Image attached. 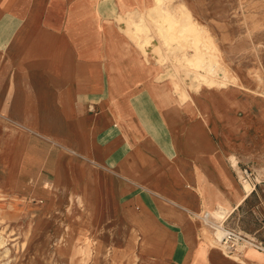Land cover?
<instances>
[{
	"label": "rangeland",
	"instance_id": "1",
	"mask_svg": "<svg viewBox=\"0 0 264 264\" xmlns=\"http://www.w3.org/2000/svg\"><path fill=\"white\" fill-rule=\"evenodd\" d=\"M163 1L161 7L156 5L158 0L149 7L152 27L141 17V26L133 22L140 33L135 28L132 34L143 49L151 48L153 57L158 55L162 64L176 69L174 82L191 86L184 100L193 113L177 143L178 155L185 154L195 177L189 188L181 183L182 174L187 181L190 178L185 173L171 179L153 174L149 179L185 207L156 198L160 213L177 222L187 250L184 247L179 256L165 259L145 255L142 250L156 257L164 254L165 232L157 220L143 209L133 211L131 205L122 211L115 188L103 195L104 175L96 165L87 163L74 180L66 151H60L52 170H38L33 162L42 160L31 155L32 141L24 137L26 130L0 113V264H264L263 251L242 247L229 253L223 243L215 245V227H211L224 222L264 242V0H184L176 11ZM163 8L177 20L188 18L202 29L199 45L207 56L209 72L187 61L196 48L192 32L182 22L175 27L178 40L172 45L165 42L160 31L164 21L159 16ZM173 31L168 28L167 33ZM145 35L149 42H142ZM175 46L180 51L169 56L168 49ZM198 71L200 76H196ZM176 116L175 109L171 118ZM215 117L225 129L220 142L229 145L232 171L207 134L217 125ZM245 169L250 182L245 181ZM117 178L112 174V179ZM56 186L66 188L68 195L83 194L84 206L64 199ZM184 189L192 191L193 199L189 195L180 201L170 192L185 194ZM249 194L245 204L224 220L212 218L216 203L231 207L237 198L245 195V200ZM204 212L210 215L207 225ZM201 226L202 239L198 235Z\"/></svg>",
	"mask_w": 264,
	"mask_h": 264
},
{
	"label": "crops",
	"instance_id": "2",
	"mask_svg": "<svg viewBox=\"0 0 264 264\" xmlns=\"http://www.w3.org/2000/svg\"><path fill=\"white\" fill-rule=\"evenodd\" d=\"M183 1L163 2L176 11ZM155 2L0 0V113L26 130L31 155L42 160L33 162L38 170H52L60 151L69 153L74 180L87 163L98 166L104 175L103 195L115 188L122 211L131 205L157 220L165 232L164 254L142 252L165 259L179 256L187 246L177 222L160 213L158 199L182 204L149 179L153 174L171 179L185 173L190 178L182 174L181 183L190 187L194 167L183 152L178 155L177 141L183 139V126L193 111L184 100L191 86L174 82L176 69L162 64L150 47L143 49L133 37V22L143 18L152 27L148 13ZM174 49H168L169 56L180 51ZM215 122L207 134L232 171L229 145L220 142L226 135L222 120L215 117ZM186 190L170 192L180 201L189 195L193 199Z\"/></svg>",
	"mask_w": 264,
	"mask_h": 264
},
{
	"label": "bare ground",
	"instance_id": "3",
	"mask_svg": "<svg viewBox=\"0 0 264 264\" xmlns=\"http://www.w3.org/2000/svg\"><path fill=\"white\" fill-rule=\"evenodd\" d=\"M160 1L161 0H158L156 5L158 4V6L161 7V2ZM152 9H154V8H152ZM163 10H164V8L161 10L162 13L159 16H161L162 20L164 21V23H163L162 20H161L162 28L160 29V31L165 36L164 37L165 38V42L168 43L169 45H172L173 42L178 40V37H176L177 31H176L175 27L178 25L179 22H182V24H184V26L186 28H188L192 32L191 34H192L193 41L195 43V48H196L195 52L192 54V57H189V56L186 57L187 61H189L192 64L196 65L197 67H201L202 69H205L207 72H209L210 66H209V63H207V61H206V57L207 56H204L205 55L204 51L202 50V48H200L201 46L199 45L201 43V41L203 40V35L201 33L202 29L199 28V26L192 24L191 23L192 21H190L188 18L183 17L182 19L179 18V20H177L178 17L174 16V14L172 12H170L169 10H167V11L166 10L163 11ZM153 14H154V12H153ZM156 19L157 18L155 16L154 20H156ZM136 22L137 21H135L134 23H136ZM140 22L138 21L137 23L139 24ZM156 22L159 23L160 20H156ZM135 28L136 27H134L133 30ZM168 28H171L172 30H174L172 32V35H169V33H167ZM133 30H132V33H134L135 31H137V32L139 31V29L137 30V28H136V30L134 32H133ZM139 33H140V31H139ZM145 34H147V33L145 32ZM146 36L147 35H145V38L142 39V42H144L143 40H145V39H147V41L149 42V40H148V38ZM148 36H149V33H148ZM135 38H137V37H135ZM145 42H146V40H145ZM141 45H143V43H141ZM183 58H185V56H183ZM197 74H196V76H200L199 71H198ZM225 83H226V81L225 82L224 81L221 82V84H225ZM44 183H45V185H48L49 187H51V186L53 187L54 186V185H52V183L50 181H45ZM56 190L58 191L59 194L61 193V195L64 197V199L68 200L69 202H73L74 201L80 208H82L84 206V199L82 198L83 194H82V196H81V194H76V193L75 194L71 193L70 195H68L66 188L59 187V186H56ZM244 198H245V195L237 198L236 203L234 205H232L231 207L224 206V205H222L220 203H216L212 207V218L214 220H218V221L224 220L228 215H230L232 213L233 209L236 208L243 201ZM182 208H185V207L182 206ZM211 227H213V228L215 227L214 234L216 235V239L213 240L212 242L215 245H219V244L222 245L223 242H222L221 239H222V235H223V229L221 228L220 224H215V223L213 224L212 223Z\"/></svg>",
	"mask_w": 264,
	"mask_h": 264
},
{
	"label": "built area",
	"instance_id": "4",
	"mask_svg": "<svg viewBox=\"0 0 264 264\" xmlns=\"http://www.w3.org/2000/svg\"><path fill=\"white\" fill-rule=\"evenodd\" d=\"M90 108L93 109L92 106ZM244 172L246 174L245 181L250 182L251 180L248 170L245 169ZM202 216L203 223L207 225L210 215L207 212H204ZM221 227L223 229L222 242L229 253L238 252L242 247H252L264 252V242L259 241L253 234L228 227L224 225V222Z\"/></svg>",
	"mask_w": 264,
	"mask_h": 264
}]
</instances>
